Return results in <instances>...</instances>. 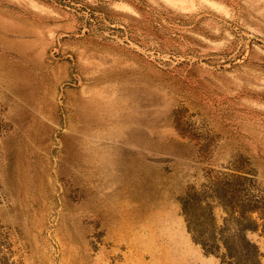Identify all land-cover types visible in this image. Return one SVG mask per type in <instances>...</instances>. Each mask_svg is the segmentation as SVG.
I'll list each match as a JSON object with an SVG mask.
<instances>
[{
  "label": "rangeland",
  "instance_id": "obj_1",
  "mask_svg": "<svg viewBox=\"0 0 264 264\" xmlns=\"http://www.w3.org/2000/svg\"><path fill=\"white\" fill-rule=\"evenodd\" d=\"M233 198L264 264V0H0V264H221Z\"/></svg>",
  "mask_w": 264,
  "mask_h": 264
},
{
  "label": "trees",
  "instance_id": "obj_2",
  "mask_svg": "<svg viewBox=\"0 0 264 264\" xmlns=\"http://www.w3.org/2000/svg\"><path fill=\"white\" fill-rule=\"evenodd\" d=\"M212 198L220 201L218 196H212ZM233 199L235 202L247 201L248 204L241 203L230 209L221 204L227 217L219 228L216 227V221L213 218V208L208 206L210 214L206 226H203L202 221L199 225L193 226L189 223V232L194 234V241L200 244L205 252L219 258L221 264H261L257 246L246 237L247 232L258 230L257 221L251 217L253 214L260 213V210L253 205L255 201L252 198ZM258 218L262 219L260 215Z\"/></svg>",
  "mask_w": 264,
  "mask_h": 264
},
{
  "label": "bare ground",
  "instance_id": "obj_3",
  "mask_svg": "<svg viewBox=\"0 0 264 264\" xmlns=\"http://www.w3.org/2000/svg\"><path fill=\"white\" fill-rule=\"evenodd\" d=\"M197 262H198V261H197L196 259H194V260L191 261L190 263H191V264H197Z\"/></svg>",
  "mask_w": 264,
  "mask_h": 264
}]
</instances>
